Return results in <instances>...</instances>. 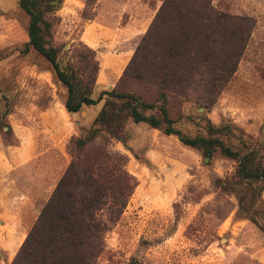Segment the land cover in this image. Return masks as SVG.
Instances as JSON below:
<instances>
[{"label": "rangeland", "instance_id": "1", "mask_svg": "<svg viewBox=\"0 0 264 264\" xmlns=\"http://www.w3.org/2000/svg\"><path fill=\"white\" fill-rule=\"evenodd\" d=\"M212 1L253 17L255 27L216 103L206 109L180 97L174 126L191 137L220 138L240 157L253 152L252 165L262 170L264 0ZM162 2L64 0L51 15L64 65L78 63L74 50L86 51L81 43L96 50L100 71L93 97L117 85L142 35L126 40L128 32L119 28L136 16L147 31ZM29 22L18 0H0V264L15 258L74 158L72 138L91 126L105 101L67 111V89L49 61L32 47L24 51ZM127 131L126 145L105 134L97 140L126 155L137 179L121 219L105 234L97 264H136L133 257L137 264H264V180L241 178L240 160L219 147H192L144 122L130 120ZM17 238L24 240L12 258L10 244Z\"/></svg>", "mask_w": 264, "mask_h": 264}, {"label": "trees", "instance_id": "2", "mask_svg": "<svg viewBox=\"0 0 264 264\" xmlns=\"http://www.w3.org/2000/svg\"><path fill=\"white\" fill-rule=\"evenodd\" d=\"M63 1L18 0L30 17L24 51L32 47L49 61L67 89L69 113L105 101L91 126L72 138L73 160L9 264H97L105 251L106 232L121 219L137 185L126 167V155L97 140L105 134L126 145L130 120L178 135L192 147L209 152L219 147L240 160L241 178L264 180V169L252 165L253 152L240 157L220 138L186 135L174 126L173 116L180 97L206 109L216 103L238 69L255 27L253 17L219 9L212 0H163L117 85L95 98L100 71L96 50L81 43L86 51L74 50L78 63L64 65L63 47L54 42L51 15ZM5 126L6 132H13L9 122ZM133 261L139 263L136 257Z\"/></svg>", "mask_w": 264, "mask_h": 264}, {"label": "crops", "instance_id": "3", "mask_svg": "<svg viewBox=\"0 0 264 264\" xmlns=\"http://www.w3.org/2000/svg\"><path fill=\"white\" fill-rule=\"evenodd\" d=\"M137 17L136 16H134V18H133V16H132V19H130L126 24H124V25H122L120 28H119V30H121V31H125V32H128V38H125L126 40H130L131 38H134L135 36L137 37V36H140L141 34H143L145 31H146V29L145 30H141V29H139L140 28V22H138L137 21ZM140 24V25H139ZM131 54V53H130ZM35 222V221H34ZM34 222H33V224H34ZM32 224V225H33ZM32 225H31V227H32ZM25 236H26V234H25ZM19 239H21V238H17V239H15L11 244H10V255H11V257L13 258L14 257V255L16 254V252H12L11 251V248L13 247V245L19 240ZM18 249V248H17ZM9 262H11V261H9Z\"/></svg>", "mask_w": 264, "mask_h": 264}, {"label": "bare ground", "instance_id": "4", "mask_svg": "<svg viewBox=\"0 0 264 264\" xmlns=\"http://www.w3.org/2000/svg\"><path fill=\"white\" fill-rule=\"evenodd\" d=\"M23 240H24V238H23ZM23 240H22V238L19 239V240L13 245V247L11 248V251H12V252H16L18 246L23 242Z\"/></svg>", "mask_w": 264, "mask_h": 264}]
</instances>
